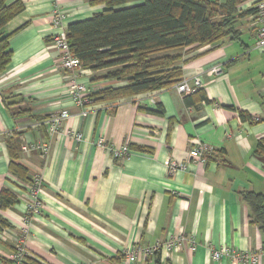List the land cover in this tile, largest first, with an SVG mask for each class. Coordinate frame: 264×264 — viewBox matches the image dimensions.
Segmentation results:
<instances>
[{
  "label": "crops",
  "instance_id": "crops-1",
  "mask_svg": "<svg viewBox=\"0 0 264 264\" xmlns=\"http://www.w3.org/2000/svg\"><path fill=\"white\" fill-rule=\"evenodd\" d=\"M17 1L25 10L1 31L11 35L12 58L0 76V193L9 190L19 202L0 211L10 224L0 229V264L21 241L27 255L41 264H128L123 258L127 248L180 236L193 238L196 250L182 247L169 258L162 251L135 264H238L212 260L209 245L259 252L264 264L263 236L240 198L242 192L264 197V159L254 154L264 139V53L256 47L254 15L237 22L240 40L175 51L183 54L177 65L182 81L199 78L210 104L195 99L188 105L176 85L97 103L83 116L68 90L70 74L58 67L60 53L52 39L59 30L53 20L62 13L68 27L105 7L91 6L89 0L6 3ZM140 2L129 0L128 6ZM254 5L249 0L240 9ZM213 68L221 72L209 76ZM105 76L106 71L82 69L79 82L94 93L126 84ZM21 110L29 113L13 115ZM63 111L71 118L58 134L23 131ZM241 111L260 121L243 122ZM69 131L79 133L81 141ZM17 133L21 147L36 140L50 145L47 158L20 153L29 178L38 175L44 182L43 210L28 228L23 223L28 184L9 171L7 144ZM101 139L114 148L128 145L130 156L114 159L99 147ZM197 144L207 149L206 164L190 160ZM169 160L185 168L171 175Z\"/></svg>",
  "mask_w": 264,
  "mask_h": 264
},
{
  "label": "trees",
  "instance_id": "trees-1",
  "mask_svg": "<svg viewBox=\"0 0 264 264\" xmlns=\"http://www.w3.org/2000/svg\"><path fill=\"white\" fill-rule=\"evenodd\" d=\"M247 1L141 0L139 4L128 6L129 0H89V5L104 6L105 9L91 18L68 25L71 53L83 69L106 71L105 79L126 83L122 87L91 92L90 99L95 104H109L179 85L183 82V73L177 65L183 62V54L175 51L210 46L223 40H240L237 22L256 13L255 8L241 11L240 7ZM24 10L21 1L7 5L6 0H0V76L12 58L9 46L11 35L2 36L1 31ZM195 99L209 103L201 89L186 96L185 100L192 105ZM22 112L29 113L21 110L12 114ZM239 116L243 122L260 121L242 111ZM20 135L17 133L7 144L9 171L31 184L33 178H29L28 169L20 163ZM254 154L264 159V139L259 142ZM240 198L249 208L251 222L258 226L263 236L264 251V197L255 192H242ZM18 202L11 191H1V212L11 209ZM8 226L10 224L0 215V229ZM4 263L12 264L7 260ZM22 264L41 263L27 255Z\"/></svg>",
  "mask_w": 264,
  "mask_h": 264
},
{
  "label": "built area",
  "instance_id": "built-area-1",
  "mask_svg": "<svg viewBox=\"0 0 264 264\" xmlns=\"http://www.w3.org/2000/svg\"><path fill=\"white\" fill-rule=\"evenodd\" d=\"M254 8L256 13L254 15L257 24V43L256 47L264 53V0H255ZM63 15L58 13L53 20L54 27L58 28L59 32L54 35L52 39L53 46L59 51L58 67L66 73L70 74L69 92L71 94L72 101L77 107L82 109V115L86 116L89 107L95 105L90 99L91 91L87 85L79 82V73L82 71L80 61L71 53L70 45L67 38V27L63 24ZM221 72L220 68H213L208 75L213 76ZM202 87V82L199 78H196L191 82L183 81L177 87V91L184 95H192ZM71 118L70 113L63 111L59 115L52 116L44 121L35 122L26 130H40L45 129L49 136H54L59 133L62 128L63 122ZM71 138L81 141V135L77 132H68ZM106 142L101 139L98 143L99 147L107 149L111 152L114 159L122 160L127 159L131 151L128 145H124L120 148L110 147ZM22 151L26 154L31 152H38L44 158H47L50 153V145L46 141L36 140L35 142H28L22 146ZM207 149L202 144H197L189 152L191 162L196 164H206L207 162ZM167 166L169 173L173 175L177 170L184 169V165L179 166L173 161H168ZM44 190V182L38 175L33 177L31 184L27 185V215L23 218L25 228H28L31 224V220L39 215L43 210V202L41 195ZM27 229L24 230V234H27ZM188 248L191 251H195L197 243L193 238L180 236L171 237L164 243H155L149 247H129L123 251V258L128 264H135L141 260H148L159 255L162 251L167 254V258L171 254L177 252L181 248ZM211 252V259L218 262L224 259H231L238 264H260L261 253L259 252H240L233 248L220 247L217 248L213 245H209ZM27 252L24 248L23 242H19L14 251L10 255H6L5 259L12 264H22Z\"/></svg>",
  "mask_w": 264,
  "mask_h": 264
},
{
  "label": "rangeland",
  "instance_id": "rangeland-1",
  "mask_svg": "<svg viewBox=\"0 0 264 264\" xmlns=\"http://www.w3.org/2000/svg\"><path fill=\"white\" fill-rule=\"evenodd\" d=\"M22 153H24V152L22 151Z\"/></svg>",
  "mask_w": 264,
  "mask_h": 264
}]
</instances>
